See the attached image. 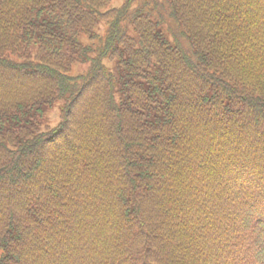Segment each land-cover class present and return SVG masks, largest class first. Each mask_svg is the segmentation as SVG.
<instances>
[{
  "label": "trees",
  "instance_id": "obj_1",
  "mask_svg": "<svg viewBox=\"0 0 264 264\" xmlns=\"http://www.w3.org/2000/svg\"><path fill=\"white\" fill-rule=\"evenodd\" d=\"M110 3L0 0V116L69 96L0 129V264H264V0Z\"/></svg>",
  "mask_w": 264,
  "mask_h": 264
},
{
  "label": "rangeland",
  "instance_id": "obj_2",
  "mask_svg": "<svg viewBox=\"0 0 264 264\" xmlns=\"http://www.w3.org/2000/svg\"><path fill=\"white\" fill-rule=\"evenodd\" d=\"M124 1L125 0H112L109 7H107L105 10L112 7L121 6L124 3ZM105 29L106 27L104 26V24L101 23L99 28L96 31H94L92 35L82 34L78 37V41L82 45L86 47H92L94 49L95 44L98 40V37L94 38V36L102 35ZM157 32H161L163 36L171 43V38L166 34L164 27H157ZM128 34L134 38H138V35L134 32V29L132 27L129 28ZM91 55H93V53H91ZM104 64L115 77L116 96H117V100L120 101L122 98V94L119 91L120 89L119 79L121 78L122 75L119 72L118 65L116 62H111L109 60H105ZM90 68H91V63L89 61L87 62L75 61L73 65V70L69 74L71 76L76 77L85 74L90 70ZM68 101H69V96H64L57 99L52 105L44 106L43 113L41 116L36 115L33 112L27 115L19 114L16 117L0 116V129L18 130L20 126L30 124V122L37 123L39 128H41L42 130H44L46 126L56 127L61 122L62 111Z\"/></svg>",
  "mask_w": 264,
  "mask_h": 264
}]
</instances>
